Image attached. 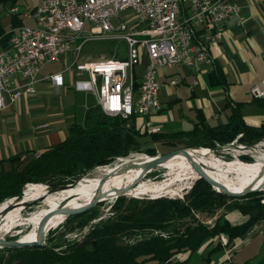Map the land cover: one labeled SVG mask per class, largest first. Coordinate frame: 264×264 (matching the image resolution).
<instances>
[{
	"label": "trees",
	"instance_id": "1",
	"mask_svg": "<svg viewBox=\"0 0 264 264\" xmlns=\"http://www.w3.org/2000/svg\"><path fill=\"white\" fill-rule=\"evenodd\" d=\"M6 1H11L10 7L15 6L16 0H0V3ZM20 21L18 13L14 14L10 27L20 26ZM10 35L12 32L0 24V49L9 46ZM212 80L220 84L225 82L219 69L212 73ZM229 106L230 114L223 123L209 124L200 120L189 130L152 134L133 124L135 116L130 118L133 125L126 127L128 119L107 116L99 105L89 107L84 112L83 122L69 127L65 140L45 148L38 155L9 158L10 167L0 168V205L7 199L20 197L23 186L29 182L49 184L53 187L50 191L75 184L93 167L111 164L116 158L137 151L144 143L149 144L146 150L154 154L156 143L181 145L183 148H215L236 138L240 143L250 145L263 138L264 124H247L240 105L228 103ZM221 183L230 189L240 186ZM260 197V191L238 197L227 196L202 178L197 179L183 199H127L118 195L113 216L95 223L81 237L65 238L60 247L49 243L2 247L0 264H186L188 256L179 260L177 254L191 255L204 243L211 247L210 250L224 248L226 246L221 245L218 237L220 234L227 237V246L230 247L255 222L264 220ZM220 208L226 213L238 211L247 218L240 223H231L224 213L213 223H205ZM91 210L69 215L63 220L75 221L80 226L81 220L86 218V222L92 218L86 217ZM196 212L205 215L204 221L198 220ZM143 229L146 232L141 231ZM200 264L221 263L208 257ZM256 264H264V256Z\"/></svg>",
	"mask_w": 264,
	"mask_h": 264
},
{
	"label": "built area",
	"instance_id": "2",
	"mask_svg": "<svg viewBox=\"0 0 264 264\" xmlns=\"http://www.w3.org/2000/svg\"><path fill=\"white\" fill-rule=\"evenodd\" d=\"M124 12L130 13L129 20ZM10 13L34 23L17 27L9 46L0 49V109L7 99L12 102L34 93L37 74L48 62L62 61L64 54L74 53L75 58L65 63L62 72L48 76L52 84H62V73L73 71L78 76L76 90L93 93L107 116L128 121L132 116L142 117L141 127L147 134L161 130L148 118L162 107L158 69L186 65L199 71L211 65L208 45L222 38L223 21L232 16L242 20L240 7L231 0H40L22 12L11 7ZM86 28L98 38L124 40L126 57L113 54L76 60L82 46L78 40ZM143 59L141 76L136 79L135 67ZM176 82L171 79L169 83ZM249 93L254 98L264 97V78ZM220 236L226 244L227 239Z\"/></svg>",
	"mask_w": 264,
	"mask_h": 264
},
{
	"label": "crops",
	"instance_id": "3",
	"mask_svg": "<svg viewBox=\"0 0 264 264\" xmlns=\"http://www.w3.org/2000/svg\"><path fill=\"white\" fill-rule=\"evenodd\" d=\"M231 1L240 7L242 20L232 16L223 21L222 38L208 45L211 65H204L199 71L186 65L158 69L162 107L152 111L148 118L154 125L160 126V131L189 130L200 120L209 124L223 123L230 114L228 103L240 105L247 124H264V97L256 99L249 93L250 88L264 78V0ZM39 2L37 0L26 9H32ZM14 14L9 9L0 15V24L12 33L19 27H10ZM3 16L6 17L5 21L2 20ZM18 17L21 19L20 24L26 25L27 18L21 14ZM69 58L71 55L64 54L62 61H59L62 66L54 69H45L46 64L37 74L34 93L23 94L12 102L7 99L6 106L0 109V168L10 167V157H30L65 140L69 127L82 123L84 112L98 105L93 93L75 89L74 81L78 76L73 71L62 73L63 82L59 85H53L48 78L51 73L62 72ZM145 61L143 59L135 67L136 79L140 78ZM216 69L222 72L224 84L212 80V73ZM171 79H176V84L169 83ZM194 80L196 84H193ZM183 103L184 110L178 112L180 120L176 123V127H181L166 129V123H175L177 120L173 105L179 104L181 107ZM165 112L174 114V117L167 120ZM142 122L143 118L137 116L133 124L143 130ZM226 218L231 223H240L247 217L238 211H231ZM244 244H253L254 252L261 250L264 245V220L255 222L229 249L235 252ZM252 257H257V254Z\"/></svg>",
	"mask_w": 264,
	"mask_h": 264
},
{
	"label": "rangeland",
	"instance_id": "4",
	"mask_svg": "<svg viewBox=\"0 0 264 264\" xmlns=\"http://www.w3.org/2000/svg\"><path fill=\"white\" fill-rule=\"evenodd\" d=\"M36 2L37 0H16L15 6L18 7L19 12H22V11L27 10L26 8H30ZM10 4H11V1L0 3V15L1 16L7 10L10 9ZM123 16L127 18L128 20L131 18L130 13L128 12H124ZM5 19L6 17L3 16L2 20L5 21ZM25 20H26L25 24H31L30 20L28 19H25ZM113 23L114 25L117 24L116 22H113ZM102 37L98 38L97 36H92L91 33H89L88 28H86L85 31H83V33L81 34L80 39L78 40V43H82V46L78 54V59L76 60L80 62L87 60V59L94 60V59H98L101 56L111 57L113 54H116L117 58L126 57L127 45L124 40L115 38V37L114 38H102ZM74 46L75 45H73L72 47L74 48ZM68 55H71V58H69L70 60L75 58L74 53H70ZM61 66H62L61 62H54V63L48 62L45 69L47 68L49 70V69H54V68L61 67ZM91 100L93 102V99ZM183 108H184V103L181 107L179 104L173 105V111L176 115L177 120L175 123H169V122L166 123L165 125L166 129H171V128L175 129V128L181 127V125L176 127L177 126L176 123L179 122L180 120L178 112L181 109L184 110ZM165 110L167 112V109H164V111ZM166 112H165V115L167 116V120L172 119L174 117V114H168ZM128 120L125 123L126 127H130L133 125L131 124V121H128ZM236 140L237 138L233 140L234 143H232L233 141H231L223 145H218L215 148H210V147H204V148L209 149L210 154H213L219 158H222L224 160L231 159L230 160L231 162L234 161L232 162L233 164H236L235 158H234L236 156L238 160H241L243 162H246V163L255 162V164H257L256 158L259 156V154L264 153V136L263 138L257 141L258 143L256 142L257 144L253 143L250 145V144L243 143L244 145L248 146L246 148L241 147L242 144L238 140L237 141ZM147 146H149V144L144 143L141 146V148H139L137 151H133V152L131 151V153H129L125 157H130L131 154L134 155L135 153H138V155L145 154V155H149L155 158L157 156L164 155L171 151L183 148L181 145H168V144L156 143L154 145L155 150L153 154L152 152L146 150L148 149ZM184 149L188 150V148H184ZM191 155L193 157H197L198 153H191ZM133 159H135V157L131 158V162H130L131 164L134 163L132 161L137 162L136 160H133ZM196 161H199V159ZM138 162H141V161H138ZM202 162H203L202 166L206 169H209V165H208L209 161L203 160ZM263 162H264V158H263ZM113 163H116V165L120 163L121 166L125 164L124 162H119L117 158L111 162V164ZM186 163L190 165V163L188 162V160H186V158H180V159L178 158L177 160L171 163L165 162L160 167L158 166L152 169L150 172H148L146 176H144L142 180L133 189L127 190L128 193L130 194H127V191H126L125 194H123V196L127 199L128 198H138V199L159 198L160 199L163 197L183 199L190 192V190L192 189V186L197 181V179H199L198 177H195L194 179L193 178L191 179L183 178V176L187 173ZM105 165L104 166L97 165L93 167L92 169L88 170L87 172H85L83 176L88 175L86 177L85 183L93 181L94 180L93 178L96 174L100 175L101 178L104 177L105 175L104 173L100 172V169L101 167H105ZM116 165H113V167L109 166L108 168L113 169ZM120 168L118 169V171H120ZM83 176L80 178H83ZM79 179L76 181L75 184L78 183ZM220 179L223 182L232 183V182L225 180L221 175H220ZM151 181H162V182L156 183L153 186L152 184H150L153 187L150 190H142L139 187L141 183L151 182ZM29 183H40V182H29ZM29 183H26V184H29ZM26 184L23 186L22 194H20L21 195L20 197L18 198L13 197L12 199L10 198V199L5 200V202H7V206L5 207L6 209L5 208L0 209V225H1V223H4L3 222L4 218L9 211H13L16 208H19V209L21 208L20 209L21 217L19 218L18 225H16L15 227H12V229L9 230L8 232H2V233L0 232V237L2 238H5V239L20 238L23 240L31 239L33 235L36 233L37 223L41 219V217L44 214H46L48 211L54 209V207H52L50 203H48V201L46 200V197L49 193L56 192V191H50L51 188L53 187H51L49 184L41 182V184L44 185V193L42 194L33 193L32 195L29 196L27 201H23L22 199L24 196V189H25ZM80 185H76V186L79 187ZM120 188H123V186H119V189ZM256 191L261 192L260 204L264 206V188L260 190H256ZM135 195H138V196H135ZM48 197L50 196L48 195ZM116 199H117V196H113L110 199L107 198L105 200H102L94 204V206L90 208L92 210L86 214V217L91 216L92 218H88L86 222H85L86 218H84L83 220H81L83 223L80 226H77L75 221L65 222L63 220L61 223L57 224L56 226L52 228L50 227V231L46 233L44 244L49 243V244H52L53 246L60 247L63 239L65 238L68 240H71L74 238L81 237V235H84L85 233H87L89 229L95 223L99 222L100 220H105L108 217L113 216V214L115 213V211H113V205ZM8 201L10 203H8ZM224 213L225 215H227V213L229 212L226 213V210H224V208H220L216 210L211 217L207 218L205 223H209V224L213 223L220 215ZM195 215L198 218V220L204 221L205 215H203L200 212H196ZM54 216H52L50 220ZM141 231L146 232L144 229ZM220 235L218 237L221 242V245L222 246L225 245L226 247L215 249L214 251V250H210L211 247H207V244L204 243L198 250H196L191 255H188V254L186 255L184 253L177 254V259L182 260L184 257L186 258L188 256V260L186 264H200L201 262H205V260L208 257H210L213 262L221 263V264H239V263L242 264L244 262H246V264H256L258 260H260L264 256V245L263 247H261V250L259 249L254 252L253 244L252 245L250 244L249 246L244 244L239 249H236L235 252H233L232 251L233 249H229V247L227 246L228 240L226 244H222ZM224 238L227 239L225 235H224ZM254 254H257V257L255 258L252 257V255Z\"/></svg>",
	"mask_w": 264,
	"mask_h": 264
},
{
	"label": "bare ground",
	"instance_id": "5",
	"mask_svg": "<svg viewBox=\"0 0 264 264\" xmlns=\"http://www.w3.org/2000/svg\"><path fill=\"white\" fill-rule=\"evenodd\" d=\"M188 152H189L190 156L192 157V159L201 166L203 164V162H202L203 160L209 161V164H208L209 169H206L203 166H202V168L212 178L221 182V179H222V178L220 179V175H221L225 180L232 182L234 184L240 185L237 188H232V189L229 188L230 190L237 191V192L242 191L246 186L250 185L251 181H253L258 176L259 171H261V169L264 167V162H263L264 153L259 154V156L256 158L257 164H255V162H250V163L243 162L241 160H238L236 158L237 156L234 157L236 164H233L232 162H234V161L231 162L230 161L231 159L230 160H226V159L224 160L222 158H219L213 154H210V150L207 148H204V147L188 148ZM191 153H198V156L193 157L191 155ZM134 157H135V159H133V160H136L137 162L138 161L147 162V161L154 159V157H152V156L145 155V154L138 155L136 153L134 155L131 154L130 157H119L117 159L119 160V162L130 163L131 158H134ZM178 158L179 159L180 158H186V160H188V162H189V159L186 156H184L181 153H177L174 157L168 159L167 161L162 162V164H160L158 166L160 167L165 162L171 163V162L177 160ZM197 158L199 159V161H196V160H198ZM132 162H135V161H132ZM113 165H116V163L108 164V165H105V167H101L100 172L104 173L105 176H106V174H108V177H106L107 179L104 181L101 188L99 186V181L101 178L100 175L96 174L93 178L94 180L90 181L88 183H85L86 177L88 176V175H85V176H83V178H80L78 183L75 185H80L82 183H84V184L80 185L79 187L78 186H75L73 188L67 187L66 189H59L56 192L49 193L48 195L51 198L48 197V195H47L46 200L48 201V203H50V205L52 207H54V209H57L58 207H60L62 200L65 199V197L67 195H71V197H72V199H70L68 201L67 206L84 205V204L88 203L89 201H91L97 195V191H102V192L109 191L110 194H108V196L105 199L112 198L113 197L112 195L115 193V189L119 188V186L127 187L132 182V180L134 181V179H136V176L141 171V168L139 166L138 167H129L128 169H126L124 171H118V169L121 167L120 163L118 165H116L113 169L108 168L109 166L113 167ZM113 171H116V172H113ZM186 171H187V173L183 176L184 179L185 178H190V179L193 178L194 179L195 177H199L197 175V173L194 171V169L191 167V163H190V165L188 163H186ZM109 173H111V174H109ZM162 181H164V180H162ZM162 181H151V182L141 183L139 187L142 190H150L153 188L152 186L154 184L160 183ZM263 181H264V178H262L258 183H263ZM150 184H152V186ZM256 185H258V184H255L254 186H256ZM171 191H172V189H171ZM33 193H40V194L44 193V185L41 183L26 184L25 189H24V196H23L22 200L27 201L29 196L32 195ZM127 194H129L128 191H127ZM57 202H59L60 204ZM8 203H10V202L8 201ZM6 206H7V202L4 201L3 203H1L0 209L5 208ZM20 209L16 208L13 211H9L6 214L4 221H3L4 223H1V225H0V232L1 233L2 232H8L9 230L12 229V227H15L16 225H18L19 218L21 217ZM52 216H54V217L50 220V218ZM52 216L48 219V221L46 223V229L50 228V227L52 228V227L56 226L57 224H59L63 221V220H61V219H63V216L60 213H55ZM34 237H35V234L33 235V237L31 239H28V240H32V239H34ZM21 240H23V239H21Z\"/></svg>",
	"mask_w": 264,
	"mask_h": 264
},
{
	"label": "water",
	"instance_id": "6",
	"mask_svg": "<svg viewBox=\"0 0 264 264\" xmlns=\"http://www.w3.org/2000/svg\"><path fill=\"white\" fill-rule=\"evenodd\" d=\"M177 153H181L184 156H186L189 159V162L191 163V167L194 169V171L199 176L198 178L204 179L209 185H211L214 189L222 192L223 194L231 197H238L241 195H244L251 191L260 190L264 187V181L263 183H258L262 178H264V167L259 171L258 176L251 181L250 185L246 186L242 191H232L228 187H226L223 183L217 181L216 179L212 178L206 171L202 168L201 165H199L197 162H195L192 157L190 156L188 150L184 148H180L174 151H171L169 153H166L164 155H160L155 157L154 159L147 161V162H134V163H125L121 166L120 171H124L128 169L129 167H140L141 171L136 176V179L127 186L123 188H117L115 189V193L112 196H118L123 195L125 192L129 189H133L148 172H150L152 169L156 168L158 165L162 164V162L167 161L168 159L174 157ZM116 172V171H113ZM111 174V173H109ZM108 174L104 177H102L99 181V186L101 188L104 181L107 179ZM255 184H258L254 186ZM67 187L73 188L75 187L74 184H69L62 189H66ZM110 194L109 191H97V195L88 203L80 206H67V203L70 199H72L71 195H67L65 199L62 200L60 207L57 209H53L43 215L41 219L37 223L36 227V233L35 237L32 240H21L19 238L17 239H5L0 237V248H19V247H29V246H42L44 245V239L46 236V233L50 231V228L46 229V223L48 219L55 213H60L63 216V219L68 217L69 215H75L82 213L94 206V204L105 200V198ZM61 219V220H63Z\"/></svg>",
	"mask_w": 264,
	"mask_h": 264
}]
</instances>
